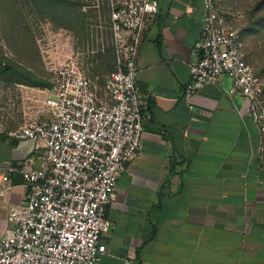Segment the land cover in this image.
Returning <instances> with one entry per match:
<instances>
[{
	"label": "crops",
	"instance_id": "obj_1",
	"mask_svg": "<svg viewBox=\"0 0 264 264\" xmlns=\"http://www.w3.org/2000/svg\"><path fill=\"white\" fill-rule=\"evenodd\" d=\"M157 4L137 53L141 146L116 182L97 264H264V162L248 101L230 92L226 75L185 101L189 64L200 55L201 0ZM44 111L30 120L45 119ZM25 123L0 131V165L41 166V143L12 136ZM26 192L21 175L10 174L0 236Z\"/></svg>",
	"mask_w": 264,
	"mask_h": 264
},
{
	"label": "built area",
	"instance_id": "obj_2",
	"mask_svg": "<svg viewBox=\"0 0 264 264\" xmlns=\"http://www.w3.org/2000/svg\"><path fill=\"white\" fill-rule=\"evenodd\" d=\"M83 11L106 2L115 50L114 70L96 96L94 81L72 59L48 64L44 105L48 117L29 120L12 134L41 143V166L24 170L0 165V193L9 175L27 187L25 207L8 215L0 236V264H97L106 254L100 237L106 211L125 165L141 146L142 101L137 88V53L142 33L158 12L157 0H87ZM199 59L189 64L183 96L189 104L205 85L226 75L231 93L248 101L264 162V82L244 58L242 30L232 26L219 0H201ZM126 264H130L127 262Z\"/></svg>",
	"mask_w": 264,
	"mask_h": 264
},
{
	"label": "rangeland",
	"instance_id": "obj_3",
	"mask_svg": "<svg viewBox=\"0 0 264 264\" xmlns=\"http://www.w3.org/2000/svg\"><path fill=\"white\" fill-rule=\"evenodd\" d=\"M84 5L91 4L87 0H0L3 134L45 113L43 101L51 79L47 66L52 62L74 60L94 81L97 98L106 99L103 84L114 69L109 8L102 2L96 9L83 11ZM220 6L227 21L242 30L247 62L264 82V65L256 51L264 46V35L255 38L246 27L250 12L256 26L264 17V0H220ZM254 39L259 42L257 48Z\"/></svg>",
	"mask_w": 264,
	"mask_h": 264
},
{
	"label": "trees",
	"instance_id": "obj_4",
	"mask_svg": "<svg viewBox=\"0 0 264 264\" xmlns=\"http://www.w3.org/2000/svg\"><path fill=\"white\" fill-rule=\"evenodd\" d=\"M219 4H220V0H219ZM74 5H76V6H81L82 4H80V3H74ZM221 7V6H220ZM222 9V8H221ZM253 11V10H252ZM257 11H261V9H259V10H257ZM261 20L259 21V24H258V26H256L254 23H256V22H254L255 21V16L250 12L249 13V15H248V17H247V23H246V27H248V31H250V32H252L253 34H252V36L253 37H259V35L261 34L262 35V37H263V32H264V17H262V18H260ZM258 23V22H257ZM261 36H260V38H262ZM242 40H243V36H242ZM252 42H253V44H254V48H257L256 47V43H259L256 39H254V40H252ZM257 51V53H258V56H259V58H260V61H261V63L264 65V46L261 48V49H258V50H256ZM244 58H245V60L247 61V57H246V52H245V48H244ZM0 68H2L1 66H0ZM7 70H11L10 68H7ZM114 70V69H113Z\"/></svg>",
	"mask_w": 264,
	"mask_h": 264
}]
</instances>
